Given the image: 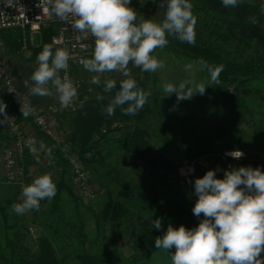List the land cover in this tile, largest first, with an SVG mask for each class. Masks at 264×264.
I'll use <instances>...</instances> for the list:
<instances>
[{"label":"rangeland","instance_id":"374dc122","mask_svg":"<svg viewBox=\"0 0 264 264\" xmlns=\"http://www.w3.org/2000/svg\"><path fill=\"white\" fill-rule=\"evenodd\" d=\"M129 6L137 12V23L141 18L160 22L165 15L160 1L154 6L155 11H150L149 7L140 10L142 5L136 0H131ZM195 16L196 35L205 37V31L198 24L199 17ZM168 40L165 48L157 49L154 53L164 62V67L154 73L145 72L147 81L144 90L150 91L151 96L144 107L136 115H125L121 108L112 116L102 113L106 124L90 139L93 147L88 152L86 167L97 191L95 201V197L83 200L79 196L69 181L68 168L60 171L55 168L54 182L57 184L62 178L70 188L69 193L61 190L58 194L59 212L54 208L52 198L41 201L38 211L17 215L11 206L20 201L22 186L30 184L38 176L41 162L34 156L33 166L23 168L20 178L7 183L0 159V208L6 213L7 224L5 227L0 214V264H33L41 252L39 245L43 239L50 243L57 264H68L83 254L89 257L97 254L96 259L101 255L130 259L136 252L132 248L142 219H149L158 237L166 232L169 225H179L173 218L160 219L161 228L156 229L153 221L158 219L156 214L160 210L150 203L153 195L159 192L163 178L172 174V169L178 174L184 201L191 211L198 199L195 179L202 178L208 170H215L220 179L225 171L233 168L259 167L264 171V79L257 76L241 82L220 81L219 85L211 84L205 71L199 70L196 60L185 55L180 41L171 36ZM23 43L19 31L0 33V54L12 75L17 74L20 80L24 76V80L31 82L37 56L32 48L39 46L41 40L36 36L29 43ZM229 51L230 58L243 61L256 55L260 49L251 41L248 45L240 44L237 47L232 44ZM27 52L32 53L30 58L26 57ZM189 63L194 64L192 73L185 71V65ZM129 69L134 79L141 71L132 65H129ZM92 75L82 70L77 77L86 85L93 86L96 97L100 85L90 83ZM105 75L117 82L125 78L120 73ZM185 79H192L196 84L204 82L207 86L205 93H196L191 99L183 101H177L175 93L166 96L163 90L166 83L179 85ZM222 90L228 93L232 103L223 101L219 94ZM76 111L59 113L56 119L58 127L54 126V130L71 147L79 150L78 144L69 140L72 130L66 131L69 125L72 129L71 120ZM136 129L144 133L145 147L155 150L166 160V169L142 161L129 145L128 138ZM233 150L242 151L244 156L234 159L226 155ZM117 179L122 180L124 186L118 184ZM128 187L138 189L131 191ZM123 190L128 194L122 201L130 212V218L97 223L95 218L102 208L100 200L105 203L107 193L120 198L119 192ZM192 215L193 221L203 219L202 215L196 217L193 212Z\"/></svg>","mask_w":264,"mask_h":264},{"label":"clouds","instance_id":"9594fccd","mask_svg":"<svg viewBox=\"0 0 264 264\" xmlns=\"http://www.w3.org/2000/svg\"><path fill=\"white\" fill-rule=\"evenodd\" d=\"M244 2L221 0L224 8H236ZM130 3L131 0H40L38 5L43 14L54 15L84 38L94 39L90 58L80 61L86 71L94 74L91 84L103 83V92L111 93L117 81L105 74L120 73L125 77L103 109L108 116L114 115L117 107L125 115H136L151 96L150 91L140 88L132 78L129 65L141 72L154 73L164 67V62L154 53L168 45L169 36L193 46L196 43L197 17L190 0H160V7L165 9L160 22L141 18L137 23V12ZM260 13L264 15V3L260 5ZM248 20L252 24L259 22L255 15ZM31 55V52L26 53V57ZM70 58L67 49L56 48L53 52L52 45L45 44L36 56L37 66L30 76L31 83L27 79L24 81L29 95L56 98L60 108L53 106V111L69 107L78 96L76 83L67 75ZM195 63L200 71H207L211 84H220L223 65H211L203 58ZM185 71L192 73L194 64L185 65ZM206 87L204 82L196 84L192 79H185L179 85L166 83L163 90L166 96L175 93L177 101H183L196 93L203 95ZM96 99L102 101L105 96L97 94ZM6 107L0 101V115L3 116L0 125L10 121ZM21 111L25 118L32 114L23 105ZM26 144L35 151L32 138ZM41 148L51 159L52 149L43 144ZM226 155L240 159L244 153L233 150ZM194 188L198 199L192 212L196 217L202 215L203 219L192 229L169 225L155 240L159 253L153 260L160 254L169 256L170 250L175 248L170 264H264V171L259 167L233 168L225 171L220 179L215 170H208L202 178L195 179ZM56 194L57 185L52 174L46 172L22 186L20 201L13 203L12 211L17 215L38 211L41 201L51 200ZM153 224L156 229L161 228L160 219Z\"/></svg>","mask_w":264,"mask_h":264},{"label":"trees","instance_id":"16d2710c","mask_svg":"<svg viewBox=\"0 0 264 264\" xmlns=\"http://www.w3.org/2000/svg\"><path fill=\"white\" fill-rule=\"evenodd\" d=\"M160 0H136L139 2L140 10L142 8H148L150 11H155L154 6L158 4ZM193 4V12L199 17V27L205 31V37L196 35L195 45L180 42V45L185 52V55L190 59L198 61L203 58L209 64L214 66L223 65V71L219 76L220 81L233 82V81H245L248 78L261 76L264 79V15L260 13V5L264 3V0H245L243 4L236 8H224L221 4V0H190ZM153 9V10H152ZM255 15L259 22L252 24L248 18ZM39 46L32 48L38 55L42 51L45 44H50V35L53 33V28H43L41 30ZM20 38V37H19ZM254 42L258 46L260 52L253 57L237 61L230 58L231 52L229 48L233 46L248 45L249 42ZM208 75L207 71L204 70ZM209 76V75H208ZM140 88L144 90L146 84L145 72H139L135 78ZM119 90V82L111 93L103 92V84L98 87L100 95H104L105 99L98 101L95 98L83 104L75 112L76 115L71 120L72 131L70 134V141L77 143L79 150H77L79 156L87 166L89 158L85 157L93 146L90 144L91 137L98 132L102 125L106 124V120L103 118V109L109 103L111 97L115 92ZM223 101L227 104L232 103L228 93L225 90L219 92ZM118 108L115 109V113H118ZM129 136V145L133 147L137 155L151 166H158L166 169V160L160 156L155 150H150L145 147L144 133L139 130H135L133 134ZM57 153V152H56ZM58 162L62 167H67L65 161L56 154ZM174 168V167H172ZM172 174L163 178L160 184L159 192L155 193L150 199V203L153 204L159 211L156 214L158 219L173 218L177 220L178 226L189 227L193 221L192 211L184 201V191L181 186V182L178 179V174L175 169L171 170ZM117 183L121 186L123 181L117 179ZM57 194L53 198L54 208L59 212L57 201L58 194L61 190L70 192V188L64 183L61 178L57 182ZM127 189V188H125ZM133 191L138 189L136 187H128ZM120 198L114 197L110 193H107L106 201L98 214L96 215L97 223L104 222H119L121 220H128L130 218V212L125 206L122 198L128 197L126 191L119 192ZM1 219L6 227V213L0 208ZM79 232V230H78ZM136 240L133 244V251L139 249V253L134 252V255L130 257V260L136 261L142 258L150 249L155 246V240L158 237L157 231L152 226L148 218L141 220L140 226L136 231ZM40 254L37 256L33 264H57L56 258L53 256L50 243L46 240L40 241ZM77 259L83 264H93L100 259L89 257L85 254L77 257ZM8 264H12L9 262ZM32 264V263H29Z\"/></svg>","mask_w":264,"mask_h":264},{"label":"built area","instance_id":"2783aa9c","mask_svg":"<svg viewBox=\"0 0 264 264\" xmlns=\"http://www.w3.org/2000/svg\"><path fill=\"white\" fill-rule=\"evenodd\" d=\"M39 2L40 0H0V33L7 30L19 31L25 45L33 37H40L43 28L52 27L53 33L50 35V44L53 47V52L56 48H64L69 51L71 58L68 61L67 75L76 83L78 96L72 105L57 111L52 110L53 106L57 109L60 108L54 97H50L53 102L48 105L33 103L25 92L15 86L13 75L0 54V92L5 98L6 113L10 118V121L3 125L9 144L3 148L1 153L2 174L7 183L15 182L23 175V169L17 163L18 158L24 154H29L39 158L41 162L38 176L46 172L51 173L52 177L54 175L56 161L53 159V155L49 159L45 150L41 149L34 140L35 151H31L26 144L30 136L26 134L21 123L23 105L32 113L26 119L43 137L48 139L52 153L58 154L65 161L70 181L79 196L83 200H90L96 196L97 191L87 167L77 149L71 147L62 136L55 132L51 118L62 111H76L86 101L95 97L93 86L86 85L74 73L76 68L82 67L80 63L82 59L90 58L94 39L90 36L84 38L69 24L60 21L54 15L43 14L42 9L38 6ZM36 66L35 61L33 71ZM63 75L64 73L61 72V76ZM86 97L87 99H85ZM0 119H3L2 115H0ZM85 157H89L88 153L85 154Z\"/></svg>","mask_w":264,"mask_h":264},{"label":"crops","instance_id":"0c3cea01","mask_svg":"<svg viewBox=\"0 0 264 264\" xmlns=\"http://www.w3.org/2000/svg\"><path fill=\"white\" fill-rule=\"evenodd\" d=\"M83 71H86L83 66L81 68H76L74 70L75 75L79 76V74ZM14 78V83L15 86L25 92L27 94V96L29 97V99L33 102V103H37V104H41V105H48L51 104L53 102V99H51L50 97H39V96H32L29 95L28 93V89L24 86V76H22V80H20L19 76H13ZM31 83V82H30ZM0 101H2L3 103H5V98L2 95V93L0 92ZM59 117V114L53 116L51 118V122H52V126L54 128V126L57 125L59 122L56 121V119ZM62 119V117H61ZM64 119V118H63ZM21 123L23 126L24 131L26 132V134L28 136H30V138H32L36 144L41 148V145L43 144L46 148H51L50 142L48 141V139H46L45 137H43L37 130L36 128L32 125V123L24 118L21 117ZM67 130H72L70 125L67 127ZM68 134V132H66ZM9 144V139L8 136L6 134L5 128L3 125H0V159H1V153L3 148H5L7 145ZM43 150H45L44 148H41ZM52 149V148H51ZM53 152V151H52ZM25 155V154H24ZM24 155L20 156L18 158V165L23 169H29L33 166V163L35 162V157L32 155L27 154L26 158L24 157ZM54 160L56 161V169L57 170H62V165L58 162L57 160V156L55 153H52ZM37 158V157H36ZM2 163V162H1ZM30 164V165H29ZM41 164V163H40ZM1 168H2V164H1ZM67 169V167H64ZM70 181V179H69ZM71 182V181H70ZM96 197L93 199V201H95ZM101 203V207L104 204V202L100 200ZM199 224V222L197 221H193V223L191 224L190 227H186L188 229H192L197 227ZM174 228H178L179 226H173ZM175 248L171 249L169 252V256L164 255V254H160L159 256H157V258L155 260H153V257L157 255V253H159V250H157L155 248V246L150 249L142 258L136 260V261H132L130 259H126L125 257L122 256H106L104 257L103 255H101V257L99 256L97 259H100V261L93 263V264H170V255L171 252H174ZM96 256H98L97 254H93ZM103 256V257H102ZM262 256H264V254H262ZM94 257V258H95ZM68 264H83L81 263L79 260H75V261H71Z\"/></svg>","mask_w":264,"mask_h":264}]
</instances>
